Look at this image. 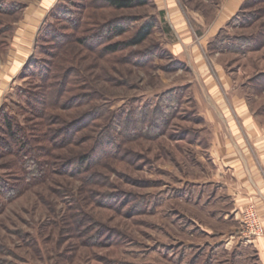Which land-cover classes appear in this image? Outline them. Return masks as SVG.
Returning a JSON list of instances; mask_svg holds the SVG:
<instances>
[{"label":"rangeland","instance_id":"1","mask_svg":"<svg viewBox=\"0 0 264 264\" xmlns=\"http://www.w3.org/2000/svg\"><path fill=\"white\" fill-rule=\"evenodd\" d=\"M115 24V51L81 41ZM56 30L68 37L55 52ZM43 61L76 72L60 116L39 126L20 90L38 91ZM239 101L264 129V0H0V108L53 147L33 183L0 146V264H237L210 245L235 219L202 181L216 127L230 133L220 103ZM94 108L101 118L71 129Z\"/></svg>","mask_w":264,"mask_h":264},{"label":"crops","instance_id":"2","mask_svg":"<svg viewBox=\"0 0 264 264\" xmlns=\"http://www.w3.org/2000/svg\"><path fill=\"white\" fill-rule=\"evenodd\" d=\"M242 102L238 104L241 110L233 112L226 103H220L221 110H228H223V115L230 133L216 127L209 160L212 158L217 168L213 178L202 181L211 185L212 197L222 201L224 211L220 214L235 219L234 225L223 232V238L210 241V245L212 249L218 244L225 248V261L233 258L237 264H264V236L249 242L238 237L239 221L249 205L256 207L264 225V129Z\"/></svg>","mask_w":264,"mask_h":264},{"label":"trees","instance_id":"3","mask_svg":"<svg viewBox=\"0 0 264 264\" xmlns=\"http://www.w3.org/2000/svg\"><path fill=\"white\" fill-rule=\"evenodd\" d=\"M146 1L147 0H141V3L144 4L146 3ZM104 2L116 9H124L131 7L134 4L135 0H104ZM70 21L74 22L75 20L70 19ZM153 27V24L143 27L139 31L138 38L134 40L131 45H139L143 41H145L151 34ZM75 28L78 29V31L79 29L81 30V24L77 25V23H75ZM104 28H106V30ZM103 32L109 34L108 38L102 35ZM114 33H123V28H121L119 24L111 25L109 27H100L99 30L93 32L92 35L90 34L91 36L89 35L81 41L87 44L89 40L97 39L98 42H96V44L97 46L101 47V51L103 50V52H113L118 46L114 44H104L106 43V41H108V39H110L111 35H114ZM52 35L53 36L51 40L54 41L53 48L56 52L62 47L63 44H65V40L68 36L58 30L54 31ZM31 64L32 57L29 58L23 69L26 70L27 66ZM33 65L35 66V73L33 74L32 71L31 75L35 76V78L38 79V91H34L33 93H31L26 89H22L20 90V94L25 97L24 104L28 109L27 112L31 113L34 117H36V119H40L41 124L39 126H41L48 122L50 116H53L54 118L60 116L56 113L51 114L50 110L62 107L63 102L68 99L67 97L65 99V95L73 90L69 88L71 82L70 78L76 71L70 69L66 71L67 73H60V65H56L55 63L49 61H43L42 64H38V62H36L33 63ZM81 97H83L82 94H79V96L77 95V99ZM70 99L71 98H69L67 101H70ZM81 103L84 104L86 102ZM99 111L100 110H98V108H94V110L83 116L82 119L80 118L81 120L74 121L75 123L71 125V129L83 123L85 119H88V121L90 122L91 120L95 121L96 119L101 118V111ZM39 126H31L28 129L27 126L21 123L17 115H10L7 110L4 109V106H1L0 108V127L3 131V134L6 135V138L8 139L4 140V138L0 137V146L6 148L5 151H10V154L16 156L18 162L17 168L23 177L22 180L24 179L23 181H27L26 179H30L33 181V183L38 182L42 178H44L47 170L53 166L52 160L50 159V157H53V147L45 146L42 144L48 142V140L46 139V137L48 136H44L47 130L45 131ZM34 132H43L44 134L43 136H37L34 135ZM61 132L63 131L56 130L55 135L59 133L61 135ZM66 135L63 136V140L65 139L63 146L68 144L70 140H73V134L68 133ZM92 146L93 142L91 144V147ZM59 147L60 145L57 147V149H59ZM89 155L86 157H82L81 163L85 164L90 159ZM13 191V189H2V193L9 194L13 193Z\"/></svg>","mask_w":264,"mask_h":264},{"label":"built area","instance_id":"4","mask_svg":"<svg viewBox=\"0 0 264 264\" xmlns=\"http://www.w3.org/2000/svg\"><path fill=\"white\" fill-rule=\"evenodd\" d=\"M260 236H264L263 222L256 207L249 205L242 213L238 237L240 241L249 242Z\"/></svg>","mask_w":264,"mask_h":264}]
</instances>
